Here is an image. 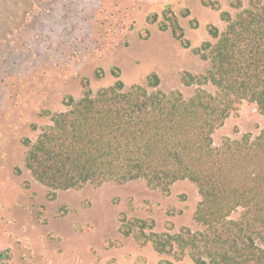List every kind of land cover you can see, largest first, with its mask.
Masks as SVG:
<instances>
[{"label": "rangeland", "instance_id": "obj_1", "mask_svg": "<svg viewBox=\"0 0 264 264\" xmlns=\"http://www.w3.org/2000/svg\"><path fill=\"white\" fill-rule=\"evenodd\" d=\"M203 1L0 0V251H7L8 264H180L138 241L136 226L129 236L120 228L138 219L153 223L145 235L202 230L194 183L152 189L139 179L55 191L26 168L25 143L66 110L67 98L81 99L86 86L94 93L118 80L126 88L146 86L156 74L160 90L180 91L185 99L199 87L215 93L210 83L185 86L182 75L206 74L209 61L193 50L215 44L210 27L222 33V12L235 17L250 0H240L241 9L232 6L235 0ZM166 8L189 48L160 29ZM263 129L264 116L244 101L214 132V146Z\"/></svg>", "mask_w": 264, "mask_h": 264}, {"label": "trees", "instance_id": "obj_2", "mask_svg": "<svg viewBox=\"0 0 264 264\" xmlns=\"http://www.w3.org/2000/svg\"><path fill=\"white\" fill-rule=\"evenodd\" d=\"M232 6L241 9L242 2ZM162 16L160 29H170L189 48L177 16L169 8ZM221 19L227 24L222 33L209 29L216 43L193 50L209 61L206 74L181 78L185 86L210 83L215 93L199 87L185 99L180 91L160 90L156 74L146 86L126 88L118 80L96 93L86 86L81 99L65 100L66 110L52 115L36 141H26L25 165L55 191L139 179L168 189L188 180L201 196L195 220L202 230L145 235L153 223L133 219L121 233L129 236L136 226L138 241L173 254L180 264H264V129L256 137H227L218 147L213 140L244 101L264 116V0H250L235 17L222 12ZM8 260L0 251V264Z\"/></svg>", "mask_w": 264, "mask_h": 264}]
</instances>
